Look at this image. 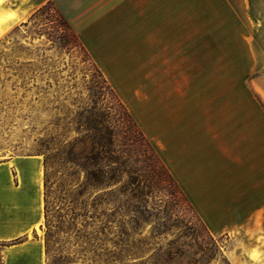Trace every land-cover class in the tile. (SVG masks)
<instances>
[{
    "label": "crops",
    "instance_id": "1",
    "mask_svg": "<svg viewBox=\"0 0 264 264\" xmlns=\"http://www.w3.org/2000/svg\"><path fill=\"white\" fill-rule=\"evenodd\" d=\"M203 1L0 0V37L54 5L207 229L247 225L255 235L257 224L264 232V71L241 112L221 54L218 72L223 44L209 36L218 29ZM10 162H0V264H44L42 241L28 239L43 222L42 165ZM255 247L264 257L256 236Z\"/></svg>",
    "mask_w": 264,
    "mask_h": 264
},
{
    "label": "rangeland",
    "instance_id": "2",
    "mask_svg": "<svg viewBox=\"0 0 264 264\" xmlns=\"http://www.w3.org/2000/svg\"><path fill=\"white\" fill-rule=\"evenodd\" d=\"M202 5L208 12L207 24L218 29L217 34L209 36H216L218 44H223L218 49V72L221 54L225 90L239 89V96L234 99L242 112L254 100L248 93L253 90L249 81L255 84V78L258 80L264 71V0H206ZM249 8L255 14L248 15ZM60 16L54 5L47 4L35 17L13 26L0 37V162L9 160L17 167L29 157H38L42 165L44 142L52 139L56 146L59 141H71L76 136L81 109L90 113L94 108L103 112L111 108L107 120L112 125L125 131L131 125L125 116L115 112V100L85 62L83 51L77 47L68 52L72 38ZM258 90L263 93L262 87ZM255 104L259 106L258 100ZM137 137V148L132 152L144 160L150 151L146 142ZM141 166H146V162ZM23 168L30 170L35 165L26 164ZM41 178L43 184V166ZM95 192V196L101 194L99 190ZM86 220L88 224L83 228L82 218L71 222L68 235H59L55 253L66 256V264H119L110 261L108 254L113 249L114 235L109 230L104 236L94 234L99 222ZM108 225L113 229L114 224ZM256 227L255 235L247 225H217L208 230L222 257L217 254L207 264H264L257 247L249 249L255 236L256 243L264 245L262 226ZM149 228L145 227L144 235ZM46 232L43 220L28 239L37 238L44 244ZM4 249L0 245V252ZM146 259L147 256L138 262Z\"/></svg>",
    "mask_w": 264,
    "mask_h": 264
},
{
    "label": "trees",
    "instance_id": "3",
    "mask_svg": "<svg viewBox=\"0 0 264 264\" xmlns=\"http://www.w3.org/2000/svg\"><path fill=\"white\" fill-rule=\"evenodd\" d=\"M42 7L36 10L35 17ZM30 17V18H31ZM70 31L68 52L77 47L102 79L130 127L112 125L111 108L105 112L81 109L76 136L71 141L51 140L43 144V220L46 264H66V256L56 254L59 235H68L72 221L96 220L94 234L111 231L110 261L124 264H207L218 254V247L188 199L158 158L131 115L95 66L91 57ZM115 113V114H116ZM137 136L146 142L150 154L135 157ZM146 162V166H141ZM95 190L101 194L95 196ZM112 205V206H111ZM103 209L97 212V208ZM110 207V208H109ZM56 214V215H55ZM69 217V219H66ZM108 224H114L113 229ZM149 232L144 235L145 227ZM77 232H80L78 230ZM15 240L12 244L19 243ZM147 256L143 263H139Z\"/></svg>",
    "mask_w": 264,
    "mask_h": 264
}]
</instances>
